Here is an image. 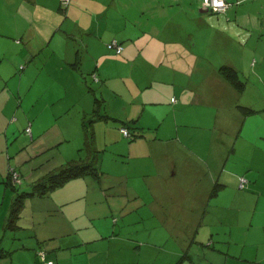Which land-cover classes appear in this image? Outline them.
I'll list each match as a JSON object with an SVG mask.
<instances>
[{"label":"crops","instance_id":"crops-1","mask_svg":"<svg viewBox=\"0 0 264 264\" xmlns=\"http://www.w3.org/2000/svg\"><path fill=\"white\" fill-rule=\"evenodd\" d=\"M225 1V9L214 12L202 7L201 0H69L64 5L60 0H0V132L5 133L4 139L0 137V209L6 196L22 192L19 212L23 206L33 209L27 218L19 213L10 231V248L5 243L9 239H0V264H46L49 260L52 264H170L181 248L175 244L166 261L164 253L169 251L163 246L170 239V226L161 224L166 232L161 238L160 227L155 228L158 224L116 223V218L99 219L91 212L89 206L101 204L99 199L107 204L111 197L103 188V179L108 177L104 170L70 178L36 194L33 185L45 173L61 167L62 161L47 155L36 168L28 160L22 173L13 166L12 160L16 162L23 155L20 148H31L45 134L35 131L41 121L28 120L31 132L24 133L31 140L18 147V152L9 134L21 128V122L15 118L9 134L8 124L9 116L19 115L25 95L13 92L29 67L32 79L38 55L55 35L62 40V51L70 55L50 56L37 67L33 79L47 64L60 68L63 79L81 81L74 70L89 68L95 69L96 81L105 84L112 77L127 85L124 93L130 96H123V87H112L127 121L92 108L86 94L76 98V104H86L82 109L97 112L95 133L103 126L105 132L113 128L117 133L125 125L121 122H134L142 132L152 133L159 146H167L174 132L179 134L182 127L198 122V146L193 144L192 148L194 153L198 148V228L196 238L188 235L187 253L178 258L180 264H264V0ZM38 28L51 34L45 37ZM112 39L122 44L121 52L107 47ZM223 66L236 71L241 87L224 77ZM240 105L253 110L245 112ZM110 118L119 121L118 128L108 121ZM42 125L44 130L45 123ZM61 132L56 130L54 141ZM161 132L169 134L166 140H160ZM62 140L44 142L42 148ZM204 148H209V154ZM51 151L52 156L56 154L55 149ZM86 151L82 159L89 158L90 150ZM171 166L165 161L158 164L159 173L146 179L149 185L143 191L147 195L127 179L124 183L109 182L114 197L126 196L119 213L134 222L136 213L137 218H143L150 211L162 212L164 206L170 212L171 205L163 202L162 194L168 191L171 203H176L180 189V185L175 191L164 189L167 183L172 187L177 182L171 176ZM10 170L18 171L17 179L9 178ZM240 175L247 178L244 188L237 186ZM236 204L240 206L223 216L228 212L225 208ZM208 212L215 213L218 220L207 218L209 224L205 223ZM160 218L167 223L164 216ZM26 219L34 224H23ZM6 227L1 236L7 233ZM192 243L197 246L189 251ZM39 250H44V256Z\"/></svg>","mask_w":264,"mask_h":264},{"label":"rangeland","instance_id":"rangeland-1","mask_svg":"<svg viewBox=\"0 0 264 264\" xmlns=\"http://www.w3.org/2000/svg\"><path fill=\"white\" fill-rule=\"evenodd\" d=\"M59 12L63 13V10L60 9ZM39 28L38 30L43 36L48 37L51 34L50 30ZM72 40L71 42H73L74 44V40ZM48 42H50L49 46H46L45 43V45L43 46V52L38 55L36 61L37 63H35V66L37 67L39 65L43 66V62H45L46 59L50 56L55 59L70 55V53L67 54V52L62 51L61 48L64 47V45H62V40H59L56 35L50 38ZM52 48L54 49V51L50 52ZM46 65L44 66L42 72L34 79L33 76L37 67L32 68V79L29 78L31 74L29 67V69H27L26 75L21 81V84L16 85V87L18 88H16V90L14 91L15 93L13 92V90H11L14 95H17V93H20V95H25L23 103L19 109L20 111H18L19 115L14 114L13 117L9 116V120L11 119V121L8 124L9 128L7 134H9V131L14 129L13 121L15 120V118L18 117L22 125L21 128L15 129L14 132H11L9 134L11 141L17 144L18 152L22 151L23 153V155L18 156L16 162L12 160L13 166H15V168L22 173L26 169L24 164L28 160V162L31 161L33 167H36L38 166V164H40V161L44 162L45 158H47L48 155L50 156V158L48 159H51V157H56L58 162L62 161L64 165V163H67L72 159L78 161L84 158L86 155V150H90V152L87 153V156L89 157L87 159L91 158L90 153L93 154L95 152L94 158L90 162H92V164L98 169L104 170V173L108 175V177H105L103 179V188H105V190H108V192L111 194V197L108 198L107 204L104 203L102 199H99L101 204L97 203V205L92 204L91 206H89L91 212L96 214L97 216H100L99 219L106 218L108 221H110L113 218H116V220H114L116 223L127 221L130 222V224H158L155 225V228L160 227L161 224H165V226L167 227L170 226V239L165 241L163 247L167 251H169V253H164L165 259H167L166 261H168L170 259V256L172 255L170 251L172 247L175 244H181L179 254L176 256L173 255V258L171 259L172 263H174L178 260L180 255L185 252V248L189 240L188 235L190 234L191 237L196 238L195 236L197 234L199 215V180L197 166L198 148H196L197 152L195 153L192 148L194 147L193 144L198 146V122L192 123L187 127H182L179 134L177 132H174L172 134L173 139L167 146H159L157 144L158 139H154L152 133L142 132V130L138 129L135 126L134 122H121L125 123V125L128 127L130 135H124L120 131H117L116 133L115 129L113 128H110V132H105L104 126L97 128L95 133V130L93 128V121L96 120L95 116H97V112H95V114L90 111L87 112L88 110H85L86 104L82 101L76 104V98H78V96L81 94H86L87 98H90L92 100V108L95 107L96 109H99L100 113H107L111 117H116L118 120L127 121L125 120L127 117L125 116L124 106H122V104L120 103L118 96L114 95V91L112 89V87L115 85L121 86L124 88L123 96H130L129 93H124L126 92L127 88L126 83L123 80H116L112 77H110L107 80L108 83L105 84L102 83L101 80L96 81L94 79H97V73L92 72L95 71V69L92 70L89 68H84L83 70L80 68H76L74 70L77 76L89 79L88 82H82V78L81 81H71L69 79H63L65 75L62 74V70L60 68H53V66L51 65ZM23 70L21 69L19 72L21 73ZM237 79L239 80V77ZM6 92H8V94L10 95L8 90ZM57 95L59 96L58 99H56ZM12 97L13 96L10 95V98ZM162 100H164V98H162ZM123 103L126 104V102ZM82 104H85L84 109H82ZM195 112L198 113V109ZM195 116L198 118V114H195ZM28 120L36 122L41 121L43 124L45 123L44 130L42 129V123L41 127H38L37 125V129H35V131H39V133L43 131V133L45 132V134L44 138H40L31 148L29 147L28 149H24V147H20L31 140L28 137L29 134L25 131V127L29 126L28 124L30 123L28 122ZM118 120L112 119L108 121L113 122V124L118 128ZM58 129H61L62 132L60 137L56 138L54 141L52 136L57 134L56 130ZM24 131L28 135H26ZM4 135V132H0L1 138L4 139ZM159 135L161 141L166 140L169 136L167 132H161ZM116 137H118L119 139L115 143H111V141ZM62 138L63 140L61 142L55 145L46 144L45 148H42L44 142H56L58 139ZM40 140L43 141L40 142ZM204 140L208 142L209 134H206L204 136ZM57 145L60 146L57 148ZM86 146H88L89 149L86 148ZM110 146H113V150L112 148H110ZM182 146H184L186 150L183 149ZM18 147L20 148V151ZM103 147L108 148L106 150H102ZM42 149H44V151H42ZM54 149L56 150V154L52 156L51 150ZM11 150L12 152L15 151L14 149ZM165 152L169 153L168 157L162 155V153ZM209 152V148H204V153L206 155L209 154ZM3 153L6 154L5 148L3 149ZM114 157H118L122 162L118 159H115ZM34 160L36 161V163L34 162ZM164 161L165 164L172 165L170 168V173L172 174L171 176L173 177V179L177 181L174 182L172 187L167 183L164 189L175 191V187L177 185H180V189L177 191L176 203H171L168 191H164L165 194H162L163 202H165L167 205H171L169 207L170 212H167L166 206H164L162 212L154 213L150 211V214H148L147 216L143 214V218H137L138 214L136 213L134 222L132 221L133 219L129 220V216L123 217L119 213V211L124 203V200H126V196L117 195L114 197L111 193L113 186H111L109 182L115 181L124 183V181L127 179V182L130 185H132L135 189H139L138 192L141 191L144 195H147V191H143L146 190L145 185H149V182L146 181V179L149 177L151 178L153 175H157L159 173V170L157 169L158 164H162V162ZM20 165H23L22 168H19ZM59 165L60 164H58V166ZM13 180L14 178L12 179V181ZM202 183L203 185L207 184L206 180L204 179H202ZM25 187L26 184L22 188ZM13 196H15L14 193H12L10 197L6 196L4 198V203L2 204V207L0 209V239H9V241H4L7 245L6 247L8 248H10L12 245L10 243V231L13 229V227L10 228L7 226V233L3 236H1V229H5L3 220H5V217L7 218L8 209L11 206ZM209 199L212 198L210 197ZM206 201L207 198H205V202ZM209 206H212V202L209 204ZM238 206L240 205L236 204L230 209L225 208L223 211L228 212L223 213V216H226L227 213L234 210ZM106 211V216H102ZM32 212L33 209L31 206H23L22 211L19 212V216L27 218L32 215ZM211 213L208 212V215H206V218L204 220L205 223H208L207 218L215 217V220H218V218L214 216L215 213ZM159 215L160 217L164 216L167 223H164L160 217L159 223L156 219V217H158ZM229 221L232 223L234 222L232 218H229ZM22 222L23 224H34L29 222L27 219L23 220ZM172 222H175L176 225L172 224ZM158 233H160L161 238L166 237V232L162 227L158 229ZM196 246V243H192L189 251H192ZM39 254L41 256H44V250H39Z\"/></svg>","mask_w":264,"mask_h":264},{"label":"trees","instance_id":"trees-1","mask_svg":"<svg viewBox=\"0 0 264 264\" xmlns=\"http://www.w3.org/2000/svg\"><path fill=\"white\" fill-rule=\"evenodd\" d=\"M111 49H113V48H111ZM220 69H221L224 77L230 83H232L236 87L242 86V83L240 84V80L237 79L238 76L236 74V71L233 68L223 66ZM240 107H243V110L245 112L253 110V108L249 107V106L240 105ZM122 126H125L128 129V127L126 125H122ZM127 135H130L129 131H128ZM86 148H88V146H86ZM93 158H94V156H93ZM81 160L77 161L75 159H72L69 162L65 163L64 165H61V167L59 166L56 170L49 171V172L45 173V175H43L42 178L33 185L32 191L36 194H41L46 189L60 185L64 181H66L70 178L81 176V175H86V174H90V173H93V174L98 173V171H97L98 168L96 166H94L92 164V162H90L92 159H81ZM9 178H10V176H9ZM32 191L30 193H33ZM21 194H23V192L20 194H17L11 203L9 215H8V218H7L6 224H5L6 226H8L10 228H12L16 225L15 222H16L17 217L19 215V209H20V206L22 204ZM3 249H5V248H3ZM3 251H5V250H3ZM3 251H2V253H3ZM180 263H181V259L178 260L177 262H174L171 264H180ZM2 264H4V263H2Z\"/></svg>","mask_w":264,"mask_h":264},{"label":"built area","instance_id":"built-area-1","mask_svg":"<svg viewBox=\"0 0 264 264\" xmlns=\"http://www.w3.org/2000/svg\"><path fill=\"white\" fill-rule=\"evenodd\" d=\"M68 2H69V0H60L61 5L68 4ZM226 4H227V2L225 0H201L202 7L209 9V10H212L214 12L223 11L226 7ZM107 47L113 48L116 53L121 52L122 48H123L122 44L115 39L110 40L107 43ZM21 66H23V65H21ZM172 100H173V98H172ZM25 131L30 135L31 130H30L29 126L25 127ZM120 131L124 135L128 134V129L125 126H121ZM9 174H10L11 178L17 179L16 170H10ZM246 184H247V178H245L243 175H240L238 177V184H237L238 188H244L246 186ZM46 264H52V262L49 260V261H46Z\"/></svg>","mask_w":264,"mask_h":264},{"label":"bare ground","instance_id":"bare-ground-1","mask_svg":"<svg viewBox=\"0 0 264 264\" xmlns=\"http://www.w3.org/2000/svg\"><path fill=\"white\" fill-rule=\"evenodd\" d=\"M115 51V50H114Z\"/></svg>","mask_w":264,"mask_h":264}]
</instances>
